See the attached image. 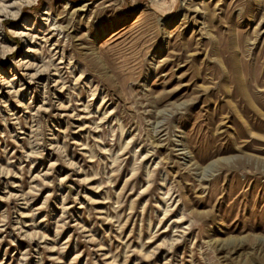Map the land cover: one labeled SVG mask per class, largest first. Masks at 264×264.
I'll list each match as a JSON object with an SVG mask.
<instances>
[{"label":"rangeland","instance_id":"rangeland-1","mask_svg":"<svg viewBox=\"0 0 264 264\" xmlns=\"http://www.w3.org/2000/svg\"><path fill=\"white\" fill-rule=\"evenodd\" d=\"M0 12V264H264V0Z\"/></svg>","mask_w":264,"mask_h":264},{"label":"bare ground","instance_id":"bare-ground-1","mask_svg":"<svg viewBox=\"0 0 264 264\" xmlns=\"http://www.w3.org/2000/svg\"><path fill=\"white\" fill-rule=\"evenodd\" d=\"M3 6H4V5H3ZM1 10H2V9H1ZM12 14H13V15H17V14H18V11L13 12ZM12 14H11V15H12ZM0 16H6V15H5V14H1V12H0Z\"/></svg>","mask_w":264,"mask_h":264}]
</instances>
